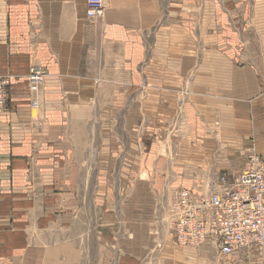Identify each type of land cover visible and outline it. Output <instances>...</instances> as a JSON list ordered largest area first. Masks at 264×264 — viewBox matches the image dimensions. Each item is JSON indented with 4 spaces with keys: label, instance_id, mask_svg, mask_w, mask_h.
<instances>
[{
    "label": "crops",
    "instance_id": "1",
    "mask_svg": "<svg viewBox=\"0 0 264 264\" xmlns=\"http://www.w3.org/2000/svg\"><path fill=\"white\" fill-rule=\"evenodd\" d=\"M84 9L0 0V264H264L218 258L210 237L184 250L156 198L210 191L251 146L264 162V0H111L92 23Z\"/></svg>",
    "mask_w": 264,
    "mask_h": 264
},
{
    "label": "built area",
    "instance_id": "2",
    "mask_svg": "<svg viewBox=\"0 0 264 264\" xmlns=\"http://www.w3.org/2000/svg\"><path fill=\"white\" fill-rule=\"evenodd\" d=\"M111 0H85L83 20L100 19ZM47 71L33 62L27 74L30 105L35 107ZM11 76L0 75V114L8 110ZM169 205L171 235L184 250L212 239L218 258L256 251L264 256V162L253 146L247 149L243 168L235 175L221 174L210 191L200 194L175 191Z\"/></svg>",
    "mask_w": 264,
    "mask_h": 264
},
{
    "label": "rangeland",
    "instance_id": "3",
    "mask_svg": "<svg viewBox=\"0 0 264 264\" xmlns=\"http://www.w3.org/2000/svg\"><path fill=\"white\" fill-rule=\"evenodd\" d=\"M29 95H30V93H29ZM214 126H215V124H214ZM248 148H250V147H248ZM246 156H247V150H246ZM175 195H176L175 191L171 192V193H170V191H168V192L164 191V192H161L159 194H156V198H158V200H159L157 202L158 203V210H159V222H160V225H159L160 228L159 229H160V231L161 230L163 231L161 235H164V234L165 235L166 234L170 235L171 234V230H170L171 219H170L169 214H168V208H169V205L172 203ZM86 242H87V240L85 239L84 240V245H85V247H87V246L89 247V252L86 253L87 258L91 259V260H100V259H102L103 258L102 251H96L95 250V248L97 249V243L98 242L95 240L94 241L95 242V246L92 245L93 241L91 240V236L88 237V245H86Z\"/></svg>",
    "mask_w": 264,
    "mask_h": 264
},
{
    "label": "bare ground",
    "instance_id": "4",
    "mask_svg": "<svg viewBox=\"0 0 264 264\" xmlns=\"http://www.w3.org/2000/svg\"><path fill=\"white\" fill-rule=\"evenodd\" d=\"M110 3H111V2H110ZM106 9H107V8H106ZM106 9H105V10H106ZM105 10H104V12H105ZM104 12H103V14H104ZM102 16H103V15H102Z\"/></svg>",
    "mask_w": 264,
    "mask_h": 264
}]
</instances>
